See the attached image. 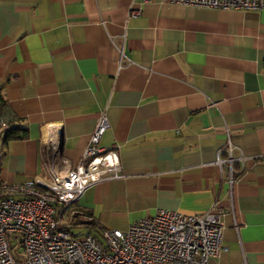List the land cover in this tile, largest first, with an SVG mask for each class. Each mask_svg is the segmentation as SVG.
Returning a JSON list of instances; mask_svg holds the SVG:
<instances>
[{
  "label": "crops",
  "instance_id": "0c3cea01",
  "mask_svg": "<svg viewBox=\"0 0 264 264\" xmlns=\"http://www.w3.org/2000/svg\"><path fill=\"white\" fill-rule=\"evenodd\" d=\"M101 113L108 128L98 146L118 147L122 177L61 208L67 228L124 232L159 210L200 215L216 204L225 251L208 264H264V10L0 0V132H27L0 140V182L40 176L55 130L61 167L75 168Z\"/></svg>",
  "mask_w": 264,
  "mask_h": 264
},
{
  "label": "built area",
  "instance_id": "2783aa9c",
  "mask_svg": "<svg viewBox=\"0 0 264 264\" xmlns=\"http://www.w3.org/2000/svg\"><path fill=\"white\" fill-rule=\"evenodd\" d=\"M144 3L148 0H142ZM184 6L213 10L261 11L264 0H171ZM130 12V17L139 16ZM119 63H129L117 48ZM3 125V124H2ZM108 128L104 113L97 119L79 164L62 168L60 132H48L42 173L20 185L0 182V264H208L225 251L221 246L225 211L216 204L200 215L159 210L127 231L104 229L98 236L73 237L61 208L76 204L83 193L105 178L122 177L117 146L100 148ZM226 183L231 195L235 181L229 140ZM221 165L222 161L217 162ZM80 215L72 211L70 216ZM235 229L237 226L235 224Z\"/></svg>",
  "mask_w": 264,
  "mask_h": 264
},
{
  "label": "trees",
  "instance_id": "16d2710c",
  "mask_svg": "<svg viewBox=\"0 0 264 264\" xmlns=\"http://www.w3.org/2000/svg\"><path fill=\"white\" fill-rule=\"evenodd\" d=\"M27 137V132L22 129L19 125L12 126L7 125L6 127L2 128L0 132V140L3 145H6L7 143L11 141H17V140H24ZM93 226L92 230H96L95 224H91ZM66 229L69 230V228L66 227Z\"/></svg>",
  "mask_w": 264,
  "mask_h": 264
},
{
  "label": "rangeland",
  "instance_id": "374dc122",
  "mask_svg": "<svg viewBox=\"0 0 264 264\" xmlns=\"http://www.w3.org/2000/svg\"><path fill=\"white\" fill-rule=\"evenodd\" d=\"M69 231H70V233H71V235L73 236V237H76V238H80V237H83L84 235H86L87 233H86V231H85V229H82V228H80V227H70L69 228ZM90 234H95V235H99L96 231H94V232H91Z\"/></svg>",
  "mask_w": 264,
  "mask_h": 264
},
{
  "label": "water",
  "instance_id": "95a60500",
  "mask_svg": "<svg viewBox=\"0 0 264 264\" xmlns=\"http://www.w3.org/2000/svg\"><path fill=\"white\" fill-rule=\"evenodd\" d=\"M61 147H62V143H61Z\"/></svg>",
  "mask_w": 264,
  "mask_h": 264
}]
</instances>
